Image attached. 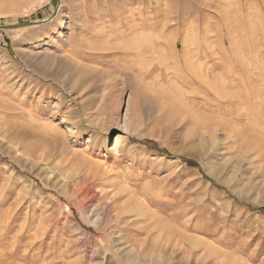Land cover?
<instances>
[{"label": "rangeland", "instance_id": "rangeland-1", "mask_svg": "<svg viewBox=\"0 0 264 264\" xmlns=\"http://www.w3.org/2000/svg\"><path fill=\"white\" fill-rule=\"evenodd\" d=\"M42 20L0 29V264H264V0H0Z\"/></svg>", "mask_w": 264, "mask_h": 264}, {"label": "bare ground", "instance_id": "bare-ground-1", "mask_svg": "<svg viewBox=\"0 0 264 264\" xmlns=\"http://www.w3.org/2000/svg\"><path fill=\"white\" fill-rule=\"evenodd\" d=\"M61 1H62V0H60V3H61ZM148 2H149V1H148ZM149 3H150V2H149ZM146 4H147V3H145V5H146ZM149 5H150V4H149ZM143 6H144V5H143ZM143 6H142V7H143ZM150 7H152V6L150 5ZM150 7H148V9H150ZM156 7H157V6H156ZM59 8H60V7H59ZM152 8H153V7H152ZM157 12H158V11H157ZM84 13H85V12H84ZM89 15H90V14L88 13L87 16L89 17ZM79 16H80V15H79ZM87 16H86V18H87ZM43 21H45V20H43ZM68 23H69V22H68ZM47 29H48V28H47ZM47 37H48V36H47ZM91 49H92V48H91ZM100 49H101V48H100ZM103 49H104V48H103ZM89 50H90V48H89ZM106 50H107V49H106ZM100 51H101V50H100ZM138 51H139V50H138ZM138 51H137V52H138ZM94 52H95V51H94ZM95 54H96V53H95ZM132 54H133V53H132ZM85 55H86V54H85ZM89 55H90V54H89ZM135 55H137L136 52H135ZM137 56H139V55H137ZM84 57H85V56H84ZM58 58H59V57H58ZM67 58H68V57H67ZM67 58H65V59H67ZM133 58H134V56H133ZM136 58H137V57H136ZM140 58H142V57H140ZM63 59H64V58H63ZM70 60H71V59H70ZM140 60H141V59H140ZM132 62H133V61H132ZM133 64H134V63H133ZM127 66H128V65H127ZM127 66H126V67H127ZM74 67H75V66H74ZM128 68H129V67H128ZM130 68H131V67H130ZM87 71H89V70H87ZM104 75H106L105 72H104ZM111 75H112V74H111ZM144 75H145V74H144ZM100 77H102V76H100ZM104 78L107 79V76H105ZM104 78H102V80H103ZM104 80H105V79H104ZM112 80H113V79H112ZM66 118H67V117H66ZM18 125H19V124H18ZM18 125H17V123H16V124H13V123L10 124V127L14 129V133H13V135H12V139H14V140H19V139H21V136H23V132H21V131H19V130L17 129V126H18ZM6 126H7V125H6ZM222 126H224V125H222ZM205 129H206V128H205ZM8 131H9V130H8ZM12 131H13V130H12ZM22 131H23V130H22ZM7 133H8V132H7ZM228 134H229V133H228ZM236 134H237V133H236ZM3 135H4V134H3ZM20 135H21V136H20ZM117 136H118V135H117ZM227 136H228V135H227ZM233 136H234V135H233ZM117 138H118V137H117ZM117 138H116V140H115V141H116L115 143H117ZM239 138H240V137H239ZM53 140H54V139H53ZM53 142H54V141H53ZM60 142H61V141H60ZM56 143H57V142H56ZM115 143H113V144L116 146ZM42 147H43V146H42ZM27 149L30 150V147L27 148ZM29 152H30V151H29ZM79 156H80V155H79ZM79 158H80V157H79ZM81 159H83V158L81 157ZM86 160H88V159H86ZM94 167H95V166H94ZM96 167H97V166H96ZM101 169H103V167H102ZM91 170H92V169H91ZM105 170H106L107 172L109 171V170H107V169H104L103 171H105ZM95 171H96V170H95ZM90 172H91V171H90ZM98 172H99V171H98ZM98 172H97V173L94 172V174H98ZM107 172H106V173H107ZM92 173H93V172H92ZM106 173H105V174H102V176H103V175H106ZM108 173H110V172H108ZM117 175H118V173H117ZM96 176H98V175H95V178H96ZM90 177H91V175H90ZM99 177H101V176L99 175ZM92 178H93V177H92ZM92 178H91V179H92ZM97 178H98V177H97ZM93 180H94V179H93ZM118 189H119V188H118ZM118 189H117V190H118ZM121 191H122V190H121ZM123 191H124V190H123ZM120 193H122V192H120ZM209 195L212 196L213 193L210 192ZM132 198H133V197H132ZM134 203H135V202H134ZM137 204H138V203H137ZM139 204H141V203H139ZM227 205H228V204H227ZM90 208H91V207H90ZM137 209H138V208H137ZM137 209H135V210H137ZM114 210H115V209H114ZM139 210L141 211L142 209H138L137 211H139ZM137 211H136V212H137ZM110 212H111V211H110ZM136 212H135V213H136ZM142 212H144L143 215H146V214H145V211H142ZM142 212H141V213H142ZM117 213H118V212H117ZM117 213H116V214H117ZM146 213H147V212H146ZM112 214H113V213H112ZM149 214H152V213L149 212ZM113 215H114V214H113ZM140 215H141V214H140ZM146 216H147V215H146ZM139 217H140V216H139ZM147 217H148V216H147ZM148 218L151 219L150 217H148ZM101 219H102V218H101ZM154 219H155V218L153 217L152 220L154 221ZM154 222H155V221H154ZM104 223H105V220H104ZM154 224H155V223H154ZM151 226H152V225H151ZM154 227H155V226H154ZM155 229H156V227H155ZM164 229H165V228H164ZM161 230H162V229H161ZM163 231H165V230H162V232H163ZM167 231H169V230H167ZM171 231H174V230H171ZM162 232H161V233H162ZM165 232H166V231H165ZM111 233H112V232H111ZM159 233H160V232H159ZM165 234H166V233H165ZM149 236H150V235H149ZM168 236H169V234H168ZM172 236H173L172 239L174 240V242H173V246L177 247V246H178V242L180 241L181 235H179L178 233H172ZM183 236H184V235H183ZM186 237H187V236H186ZM186 237H185V238H186ZM158 238H159V237H158ZM160 238H161V236H160ZM176 238H177V239H176ZM185 238H184V240H185ZM193 238H194V237H193ZM153 240H155V239H153ZM160 240H161V239H160ZM167 240H168L169 242L171 241L170 239H167ZM194 240H195V238H194ZM163 241H164V239H163ZM161 243H162V242H161ZM196 243H197V242H196ZM196 243H195V244H196ZM157 244H158V243H157ZM182 244H183V243H182ZM182 244H181V246H182ZM190 244H191V243H190ZM206 244H207V243H206ZM208 244H209V243H208ZM184 245H185V244H184ZM184 245H183V246H184ZM190 246H191V245H190ZM193 246H194V245H193ZM196 246H197V245H196ZM201 246H202V245H201ZM209 246H210V245H209ZM210 247H211V246H210ZM120 249H121V248H120ZM196 249H197V248L195 247L194 250H196ZM121 250H122V249H121ZM194 250H193V251H194ZM209 251L211 252L210 249H209ZM118 252H119V251H118ZM207 252H208V250H207ZM219 252L221 253L222 251H219ZM208 253H209V252H208ZM201 254H202V253H201ZM204 255L206 256V254H204ZM218 256H219V255H218ZM218 256H217V257H218ZM226 256H227V255H226ZM201 257H202V256H201ZM206 257H208V256H206ZM223 257H224V256H223ZM228 257H229V255H228ZM202 258H204V257H202ZM209 258H210V257H209ZM221 258H222V257H221ZM230 258H231V257H230ZM234 258H235V257H234ZM212 259H213V258H212ZM214 259H215V258H214ZM0 260H1V259H0ZM2 260H3V259H2ZM199 260H200V259H199ZM201 260H203V259H201ZM228 260H229V259H228ZM6 261H7V260H6ZM222 261H223V260H222ZM230 261H231V260H230ZM238 261H239V260H238ZM5 263H7V262H5ZM9 263H10V262H9ZM9 263H8V264H9ZM235 263H236V262H235ZM235 263H234V264H235ZM241 263H242V262H241ZM221 264H222V263H221ZM237 264H238V262H237Z\"/></svg>", "mask_w": 264, "mask_h": 264}, {"label": "water", "instance_id": "water-1", "mask_svg": "<svg viewBox=\"0 0 264 264\" xmlns=\"http://www.w3.org/2000/svg\"><path fill=\"white\" fill-rule=\"evenodd\" d=\"M46 22L47 21L42 20V21L27 22V23H22V24H11V25H6V26H0V29L16 30V29H22V28H27V27L43 25Z\"/></svg>", "mask_w": 264, "mask_h": 264}, {"label": "trees", "instance_id": "trees-1", "mask_svg": "<svg viewBox=\"0 0 264 264\" xmlns=\"http://www.w3.org/2000/svg\"><path fill=\"white\" fill-rule=\"evenodd\" d=\"M163 153H165V152L163 151ZM256 210L261 212V213H264V208H259V209H256Z\"/></svg>", "mask_w": 264, "mask_h": 264}]
</instances>
